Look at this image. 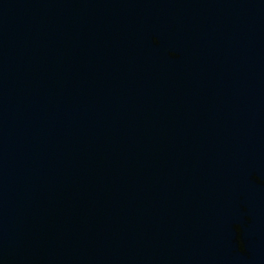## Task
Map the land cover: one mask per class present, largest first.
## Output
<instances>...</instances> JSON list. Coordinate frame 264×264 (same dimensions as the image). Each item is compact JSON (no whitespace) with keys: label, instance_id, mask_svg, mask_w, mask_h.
Returning a JSON list of instances; mask_svg holds the SVG:
<instances>
[{"label":"water","instance_id":"water-1","mask_svg":"<svg viewBox=\"0 0 264 264\" xmlns=\"http://www.w3.org/2000/svg\"><path fill=\"white\" fill-rule=\"evenodd\" d=\"M0 264H264V0H0Z\"/></svg>","mask_w":264,"mask_h":264}]
</instances>
